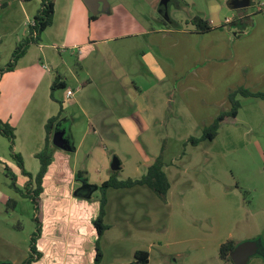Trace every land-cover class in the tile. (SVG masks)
<instances>
[{
  "label": "crops",
  "instance_id": "1",
  "mask_svg": "<svg viewBox=\"0 0 264 264\" xmlns=\"http://www.w3.org/2000/svg\"><path fill=\"white\" fill-rule=\"evenodd\" d=\"M12 1L19 21L10 13L6 19L25 35L35 15L27 7L32 1L0 0V11L10 9ZM231 1L167 0L163 7L160 0H105L92 15L83 0H55L53 22L39 44L0 77V121L14 128L13 152L23 164L22 169L17 166L9 142L0 135V263L23 264L29 257L31 235L23 234L15 218L18 200L26 198L10 188L8 179L19 189L27 188L30 179L22 170L31 177L37 174L35 156L44 147L45 124L57 115L50 137L52 159L39 196V258L31 264H95L97 246L98 264H120L128 237L139 235L148 244L134 241L137 246L130 253L134 258L137 251L146 252V264H233L218 256L220 245L230 239L238 244L261 239L264 248V221H248L240 232L234 230L244 215L232 220L221 237L198 235L172 242L169 223L161 229L171 216L166 209L187 207L176 199L190 170L186 157L176 165V157L165 154V143L176 139L165 132H194L179 138L186 145L222 110H229L230 90L264 91V0H251L250 6L236 10L230 8ZM252 6L256 9L249 10ZM152 7L158 10L156 18L148 14ZM195 17L212 30L196 33L189 24ZM56 78L64 88L55 90L51 99ZM67 91L73 96L66 97ZM239 102L235 123L241 122L242 106L251 104L244 125L264 130V100L239 97ZM55 131H64L70 151L53 146ZM159 156L171 204L162 203L146 186L107 189V229L99 238L93 225L99 214L98 188L110 177L112 159L119 161L120 180L130 179L124 177L127 168L135 171L134 180ZM79 179L82 184L75 183ZM83 185L95 189L87 196ZM107 247L114 255L112 263L107 262ZM247 264H264V257L253 256Z\"/></svg>",
  "mask_w": 264,
  "mask_h": 264
},
{
  "label": "rangeland",
  "instance_id": "2",
  "mask_svg": "<svg viewBox=\"0 0 264 264\" xmlns=\"http://www.w3.org/2000/svg\"><path fill=\"white\" fill-rule=\"evenodd\" d=\"M12 2L10 9L0 11L1 69L10 61L12 52L19 44V40L24 38L22 28L18 27L14 29L11 27V24L14 23L13 20L17 23L19 21L18 13L12 12V9L16 6L15 2ZM37 3L36 0L27 4L29 5L27 6L29 9H33L32 14H35L37 8H39V4ZM152 8L148 14L156 18L158 10H155L154 7ZM252 9H256V6L250 7L249 10ZM9 13L13 18L10 22L6 19ZM144 21L148 23L146 19ZM32 46L34 45L29 47L31 48ZM136 78L138 79L139 75H136ZM58 96L59 92L55 97L59 99ZM251 101L254 100H250L249 103H253ZM250 105L242 106L240 118L238 119L241 121L240 123L236 121L235 125L222 126L223 128L219 129L217 137L213 141L210 143L203 141L207 143L199 144L195 148L189 142L184 145V141L181 142L179 139L187 134L195 136L194 132L184 129H178L175 131L176 133L172 134L165 132V134L173 135L176 138V141H167L165 143V154L170 156V158L176 157V165L180 162L181 157H186V160L188 159L190 162L187 161L190 169L189 173L187 172L189 176L188 180L182 187H179L181 192L177 193L178 198L176 199L187 207L180 208L179 206H174L172 212L166 209L171 213V216L169 222H164L161 228L163 229V226L167 227L169 223V227L172 229L170 233L172 242H177L184 237L198 235L221 237L226 234L227 227L231 225L229 223L234 219H238V216L244 215L243 221L245 222L240 221L237 224L234 229L237 232L244 229L248 221L253 223L256 220L259 222L264 221V210H261L264 208V130L262 128H248V126L244 125L248 120L247 111ZM260 121H262L260 123L262 125L263 119ZM81 122V124L85 123L84 120ZM145 156L147 155L145 154ZM122 158L126 159L125 155ZM133 159H136V157L133 156ZM140 161L144 164L142 160ZM133 174H135V171L127 168L124 172V177L128 176V178L133 179ZM8 182L10 184V179H8ZM75 183L82 184V181L79 179ZM187 186H191L189 189L192 192L191 194L186 193L189 191ZM21 190H25L23 186ZM90 191L92 190H83V192L88 194ZM232 192L237 193L239 198L232 195ZM18 201L15 218L20 220L23 234L25 236L32 235L35 231L34 218L36 211L34 210V205L28 198ZM161 202L170 203L166 197L165 202ZM241 205L245 206L244 210L239 208ZM164 215L162 213V217H165ZM128 238L125 243L126 252L120 258V264H128L129 261L130 264L134 262L130 251L132 247L137 246L136 241L141 246L148 244L144 235H139L137 239L131 236ZM111 251L108 252L107 247V262L110 260L112 263L115 259Z\"/></svg>",
  "mask_w": 264,
  "mask_h": 264
},
{
  "label": "trees",
  "instance_id": "3",
  "mask_svg": "<svg viewBox=\"0 0 264 264\" xmlns=\"http://www.w3.org/2000/svg\"><path fill=\"white\" fill-rule=\"evenodd\" d=\"M33 0H21V2L26 3ZM40 7L31 19L30 22L33 24L26 26V33L24 38L19 40V44L16 46L12 52L10 61L6 64L4 68H0V77L2 74L13 71L18 60L23 57L27 49L31 45H38L40 42L41 35L44 30L51 26L54 16V2L55 0H39ZM96 16H91L90 20H94ZM194 27L196 33L204 34L210 32V24L198 17L191 19L189 22ZM64 88V85L58 81V78L52 83L50 88V97L53 98V92L57 89ZM240 98H256L264 100V91L252 93L243 88H237L235 90H230L227 95V100L229 102L230 108L228 111L222 110L213 120V122L205 127L199 138H190L188 142L196 146L203 141H212L218 134L219 129L224 125L235 124V118L237 116L238 110L240 108ZM58 119V115L48 119L45 124V139L44 147L42 150L36 154L35 158L39 163V170L34 177H31L23 170V174L29 177V183L25 190H21L15 186L14 180L10 179V188L19 193L22 197L28 198L34 205V210L36 211V216L34 218L35 231L32 233L30 238V254L23 264H31L39 258V253L36 250V243L41 234V222L39 220V196L42 192V180L47 171L48 166L51 163L53 148L50 147V137L54 129V125ZM0 135L7 139L9 142V149L11 152V157L16 162L17 166L22 169V159L20 156L14 154V128L8 123L0 121ZM163 163L161 157H157L153 160V163L147 167L146 173L139 179H126L120 180L118 178V171H112L110 177L107 181L103 182L98 188L100 192L99 200V214L95 220H93V225L100 238L103 231L107 229V226L103 225V217L105 214V204H106V190L107 189H125L133 188L135 186H146L153 194H155L161 201L165 202V197L169 189V184L167 178L162 170ZM79 176V175H78ZM12 204L15 202L11 201ZM238 243L233 240H227L222 243L218 250V256L222 261L230 262V253L236 247ZM101 255L97 246V254L95 258V264L100 261ZM148 259V254L143 251H137L134 254V262L131 264H146Z\"/></svg>",
  "mask_w": 264,
  "mask_h": 264
},
{
  "label": "water",
  "instance_id": "4",
  "mask_svg": "<svg viewBox=\"0 0 264 264\" xmlns=\"http://www.w3.org/2000/svg\"><path fill=\"white\" fill-rule=\"evenodd\" d=\"M83 1L86 4L89 11L92 13V15L97 14L98 4L105 2V0H83ZM166 1L167 0H161L160 6L165 7L167 4ZM250 5H251V0H232L230 2V8L232 10L246 8ZM164 19L167 21L166 15L164 16ZM52 144L54 147L64 150V151L71 150L69 141L64 137V131H55L52 137ZM110 168H111V171L119 170L120 167H119V161L117 158L112 159ZM82 189L83 190L85 189L94 190L95 187L84 185ZM82 189L77 191L75 194L80 192ZM89 194L87 193V196H89ZM256 255L264 257V248L262 246L261 239H256L252 241H244V242L237 244L236 247L233 249V251L230 253L229 257L233 264H247L249 259ZM0 264H8V263H0Z\"/></svg>",
  "mask_w": 264,
  "mask_h": 264
},
{
  "label": "built area",
  "instance_id": "5",
  "mask_svg": "<svg viewBox=\"0 0 264 264\" xmlns=\"http://www.w3.org/2000/svg\"><path fill=\"white\" fill-rule=\"evenodd\" d=\"M262 10L264 11V8H262ZM225 24H228V23H230V19H225ZM30 23V25H32L33 23L32 22H29ZM73 96V93L71 92V91H67L66 92V97H68V98H70V97H72Z\"/></svg>",
  "mask_w": 264,
  "mask_h": 264
}]
</instances>
